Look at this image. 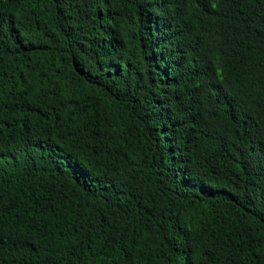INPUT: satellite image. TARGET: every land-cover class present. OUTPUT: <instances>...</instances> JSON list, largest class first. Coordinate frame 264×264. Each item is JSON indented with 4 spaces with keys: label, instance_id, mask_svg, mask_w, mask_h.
<instances>
[{
    "label": "trees",
    "instance_id": "obj_1",
    "mask_svg": "<svg viewBox=\"0 0 264 264\" xmlns=\"http://www.w3.org/2000/svg\"><path fill=\"white\" fill-rule=\"evenodd\" d=\"M0 264H264V0H0Z\"/></svg>",
    "mask_w": 264,
    "mask_h": 264
},
{
    "label": "bare ground",
    "instance_id": "obj_2",
    "mask_svg": "<svg viewBox=\"0 0 264 264\" xmlns=\"http://www.w3.org/2000/svg\"><path fill=\"white\" fill-rule=\"evenodd\" d=\"M157 9H159V8H157Z\"/></svg>",
    "mask_w": 264,
    "mask_h": 264
}]
</instances>
